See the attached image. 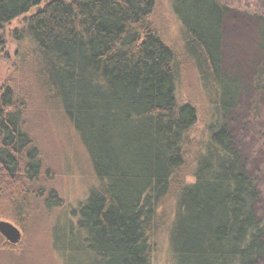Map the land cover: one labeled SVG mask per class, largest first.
Instances as JSON below:
<instances>
[{
    "label": "trees",
    "instance_id": "1",
    "mask_svg": "<svg viewBox=\"0 0 264 264\" xmlns=\"http://www.w3.org/2000/svg\"><path fill=\"white\" fill-rule=\"evenodd\" d=\"M156 3L0 0V45L23 17L0 83V218L27 232L39 213L64 205L29 131L42 97L44 107L62 110L94 170L72 212L92 264H152L170 196L175 264H263L261 171L245 152V131L260 125L264 133V15L253 14L229 45L225 28L236 10L221 0H170L180 58ZM186 67L209 91L200 136H192L197 108L181 100Z\"/></svg>",
    "mask_w": 264,
    "mask_h": 264
},
{
    "label": "rangeland",
    "instance_id": "2",
    "mask_svg": "<svg viewBox=\"0 0 264 264\" xmlns=\"http://www.w3.org/2000/svg\"><path fill=\"white\" fill-rule=\"evenodd\" d=\"M221 1L236 10L232 13L234 21L229 20L226 23L225 41L229 45L237 35L251 28L254 23L253 14L264 15V0ZM156 9L168 41L178 49V56L183 58L185 54L182 51L181 29L171 11L170 0H157ZM238 12L247 15L242 16ZM22 20L23 17L7 26L5 43L0 45V83L11 72L10 64L15 51L13 30ZM181 84V100L192 101L198 111V121L192 130V136H200L205 133V125L208 122L209 91L201 86L197 73L190 67H186ZM39 98L41 104L31 111L29 131L38 144L46 167H49L55 176L54 183L64 205L52 213H45L43 217L39 213L27 232L20 229L22 238L16 250L7 253L0 245V264H92L96 257L87 251L85 235L76 225L77 220L72 214L77 203L85 198L89 186L95 183L89 154L62 110L59 107H44L43 98ZM247 130L245 152L250 156L253 165L261 171L259 184L263 198L259 211L264 213V133L262 134L260 125L248 126ZM161 210L165 221L154 233L155 250L151 263L175 264L170 244V228L176 213L174 197L166 198ZM0 213L4 211L1 210ZM0 220L10 221L4 218ZM0 237L1 241H6L1 235Z\"/></svg>",
    "mask_w": 264,
    "mask_h": 264
},
{
    "label": "water",
    "instance_id": "3",
    "mask_svg": "<svg viewBox=\"0 0 264 264\" xmlns=\"http://www.w3.org/2000/svg\"><path fill=\"white\" fill-rule=\"evenodd\" d=\"M0 235L8 243L17 245L21 241L22 231L12 222L0 220Z\"/></svg>",
    "mask_w": 264,
    "mask_h": 264
}]
</instances>
